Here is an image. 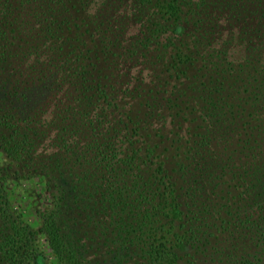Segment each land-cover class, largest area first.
<instances>
[{
	"label": "trees",
	"instance_id": "1",
	"mask_svg": "<svg viewBox=\"0 0 264 264\" xmlns=\"http://www.w3.org/2000/svg\"><path fill=\"white\" fill-rule=\"evenodd\" d=\"M0 153V264H264V0H0Z\"/></svg>",
	"mask_w": 264,
	"mask_h": 264
},
{
	"label": "rangeland",
	"instance_id": "2",
	"mask_svg": "<svg viewBox=\"0 0 264 264\" xmlns=\"http://www.w3.org/2000/svg\"><path fill=\"white\" fill-rule=\"evenodd\" d=\"M241 54L240 51L236 55ZM0 163H5V159L0 153ZM2 176L1 182L5 194L14 210L20 214L21 219L31 229L37 230L40 224L37 211L44 210L49 205V196L45 191L44 179L41 177H30L24 179H16L17 174L5 175L0 172ZM36 249L41 251L46 257L47 264H55V258L52 255L44 236L39 233L35 238Z\"/></svg>",
	"mask_w": 264,
	"mask_h": 264
}]
</instances>
